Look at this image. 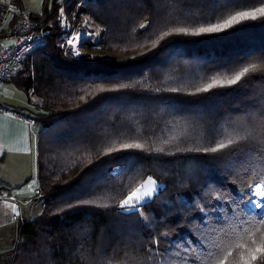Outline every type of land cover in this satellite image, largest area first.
<instances>
[{
	"label": "trees",
	"instance_id": "trees-1",
	"mask_svg": "<svg viewBox=\"0 0 264 264\" xmlns=\"http://www.w3.org/2000/svg\"><path fill=\"white\" fill-rule=\"evenodd\" d=\"M58 1L30 13L50 26L47 42L7 81L42 101L31 119L45 207L15 220L0 262L264 264L246 251L262 242L264 211L245 207L264 181V17L198 33L264 0H64L68 17L102 27L101 55L58 45ZM252 65L236 84L203 91ZM147 177L157 192L122 209Z\"/></svg>",
	"mask_w": 264,
	"mask_h": 264
},
{
	"label": "crops",
	"instance_id": "crops-1",
	"mask_svg": "<svg viewBox=\"0 0 264 264\" xmlns=\"http://www.w3.org/2000/svg\"><path fill=\"white\" fill-rule=\"evenodd\" d=\"M2 86L6 89L4 92L2 87L0 97V104L5 108L0 111V185L9 188L15 198L9 203L19 206L22 216L28 202L38 196L34 190L37 188L36 140L39 128L33 125V109L29 108V103L33 101L39 105L41 99L29 92L26 101L17 100L11 94L14 89L10 82Z\"/></svg>",
	"mask_w": 264,
	"mask_h": 264
},
{
	"label": "built area",
	"instance_id": "built-area-1",
	"mask_svg": "<svg viewBox=\"0 0 264 264\" xmlns=\"http://www.w3.org/2000/svg\"><path fill=\"white\" fill-rule=\"evenodd\" d=\"M11 20L0 29V97L2 85L20 70L27 55L46 44L45 28H50L27 11L19 12L15 19ZM57 23L62 31L59 40L61 47L67 51L81 47L82 40L86 39V36L84 32L74 29L73 22L65 9L64 0L59 1L58 4ZM0 111H5L1 104ZM34 193L38 195L39 190L35 189ZM14 199L8 190L0 188V201L13 202ZM11 218L15 221L18 216L13 213Z\"/></svg>",
	"mask_w": 264,
	"mask_h": 264
},
{
	"label": "rangeland",
	"instance_id": "rangeland-1",
	"mask_svg": "<svg viewBox=\"0 0 264 264\" xmlns=\"http://www.w3.org/2000/svg\"><path fill=\"white\" fill-rule=\"evenodd\" d=\"M59 1H63V0H59ZM21 3H22L23 8L28 10V12L40 16L45 7H48V9H50L52 0H47V1H45V0H21ZM0 6L5 8L4 13L0 19V29H1L5 25H7L9 23L8 21L11 19V17H13L17 13H19L20 10L17 9L13 5L12 0H0ZM25 9H24V11H25ZM69 19L71 21H74L73 27L76 31L84 32L86 39H83L82 41L83 42H90V44H89L90 46L89 47H85V46L83 47V45H81V47H79V48L74 47V49H72L71 51L69 50L67 52H69L73 55H84L86 53H88L90 55H94L95 53L101 55V53H103V52H101L100 46L97 44L99 42V37L101 34L102 27L97 25L96 23H94L93 20L90 18V16L87 14H79L78 15V14L73 13V14H71V18L69 17ZM54 22H55V25L57 27H59V25L57 23V11L55 13ZM58 45L61 47L59 41H58ZM11 85H12V88L14 89V93L11 92V94H13L14 99H17V100L21 99L23 101H26V99H28L27 93H25L23 90H21L19 87H17L14 83H11ZM3 88H4V92H5V89H6L5 86ZM29 104H30L29 108L33 109V111L31 112L33 114L32 116H35L39 111V106L41 103L39 105H36L32 101ZM115 170H117V169H115ZM148 178L149 177H147L145 179V181ZM261 182L262 181H257L256 183L253 184V186L250 190V197H252L255 193V186L257 184H260ZM160 186L161 185L156 182V188L153 191V195L157 192V190L160 188ZM35 195H37V194H35ZM153 195L150 198H146L145 200L151 199L153 197ZM142 202H144V201H142ZM27 205L23 209L24 215H22V216H24V217L25 216L26 217L35 216V215L41 213L45 207L43 204V200H42V198H40V196H35V198H33L31 201H29ZM245 207L247 210H253V211L257 212L258 214H262L264 211V209L256 208L250 202L246 203ZM125 210H132V208H125ZM12 213H16V215L20 218L21 214H20L19 206L17 207L15 204L12 205L9 202L0 201V232H1L0 236H1V240H2V242L0 244V248L6 249L9 247L8 239L10 238V236H12L11 231L13 228V224L16 222V221H13L11 218ZM3 262L4 261L2 260L0 262V264H3Z\"/></svg>",
	"mask_w": 264,
	"mask_h": 264
},
{
	"label": "snow or ice",
	"instance_id": "snow-or-ice-1",
	"mask_svg": "<svg viewBox=\"0 0 264 264\" xmlns=\"http://www.w3.org/2000/svg\"><path fill=\"white\" fill-rule=\"evenodd\" d=\"M257 14H259L261 17H264V7H259L254 9L253 11H241L237 12L236 15L229 17V19L225 20L222 24H213L209 27H202L198 29V33H212V32H218L221 31L230 25H232L234 22H236L238 19H246V18H253L255 19ZM178 32H186V29H177ZM167 35V33H165ZM155 46V45H154ZM256 65H252L251 67H244L241 71L237 72L234 76L231 78L225 77V79H214L212 83L208 84L203 91H207L211 88H213L216 85H234L238 81L241 80L243 76H245L246 73H249L250 71L255 70ZM229 143H232L231 140H229ZM142 146L139 144H124L122 145L123 149H140ZM226 145L224 143H220L218 145V148H212L210 151L216 152L219 149L225 148ZM111 151V150H110ZM156 188V182L149 177L143 184H141L139 187H136L133 191H131L124 200L121 201L120 207L122 209L125 208H132L135 209L138 205L142 206L141 202L145 201L146 198H150L153 195V191ZM249 202L252 203L256 208L264 209V181H262L260 184H257L255 186V193L252 197H250ZM80 204H90L94 203V201H80ZM70 207L72 205H69ZM261 243H257L255 239L252 240V246L247 247V255L249 257L250 261L257 260L258 256L261 260H264V234L261 235ZM237 248L244 247V244L237 243ZM228 255H231V252L228 253ZM246 264H248V261H246Z\"/></svg>",
	"mask_w": 264,
	"mask_h": 264
},
{
	"label": "water",
	"instance_id": "water-1",
	"mask_svg": "<svg viewBox=\"0 0 264 264\" xmlns=\"http://www.w3.org/2000/svg\"><path fill=\"white\" fill-rule=\"evenodd\" d=\"M45 30H49V27H46Z\"/></svg>",
	"mask_w": 264,
	"mask_h": 264
}]
</instances>
